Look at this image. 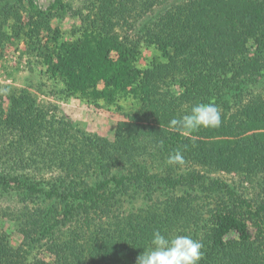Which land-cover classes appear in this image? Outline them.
<instances>
[{
	"label": "trees",
	"instance_id": "1",
	"mask_svg": "<svg viewBox=\"0 0 264 264\" xmlns=\"http://www.w3.org/2000/svg\"><path fill=\"white\" fill-rule=\"evenodd\" d=\"M18 2L32 11L24 39L52 83L50 93L94 105L102 101L109 109L136 97L144 119L136 113L119 142L83 129L54 102L39 105L28 86L5 92L10 105L5 109L0 102V187L14 184L60 199L63 218L46 221L47 209L58 206H45L30 226L23 224L25 240L17 249L0 233V264H51L37 255L31 260L34 250L52 254L54 264H137L152 247L155 230L172 237L191 220L197 225L193 239L204 245L199 264H264V204L255 210L248 203L245 211L230 205L204 209L198 202L204 191L219 185V198L235 192L195 167L239 171L264 194V92L245 95L264 81V0H93L95 17L84 19L65 40L52 28L50 11L39 10L35 0ZM157 2L170 8L163 6L164 13L154 17V54L144 67L138 63L142 51L115 31L128 3L149 11ZM0 5L7 10L11 0ZM70 7L69 0H58L55 10L66 13ZM42 29L53 36L45 43ZM175 85L183 87L180 93ZM201 102L222 109L219 127L188 131L164 125ZM177 151L182 162L170 163ZM42 171L50 174H34ZM164 184L169 187L163 195ZM138 196L147 199L145 206L127 209L125 203ZM77 214L85 242L77 232L64 235ZM209 214L200 228L201 217Z\"/></svg>",
	"mask_w": 264,
	"mask_h": 264
},
{
	"label": "rangeland",
	"instance_id": "2",
	"mask_svg": "<svg viewBox=\"0 0 264 264\" xmlns=\"http://www.w3.org/2000/svg\"><path fill=\"white\" fill-rule=\"evenodd\" d=\"M35 2L39 10L51 12V16L48 15L50 24L53 29H58L61 32V40L72 38V33L76 30L74 27H81L84 23V19H92L97 12V7L92 5L93 0H69L71 4L70 9L72 10L66 13H59L55 10V7H58V0H35ZM11 4L12 5L8 6L7 10L0 11V102L4 105L3 107L8 109L10 105V99L7 93H5L10 92L9 88L19 89L28 86L29 90L36 98V103L39 105L43 102H54L58 104L62 112L69 115L83 129L111 140H117L119 142L124 141L136 122L135 114H139L140 120L144 119L141 113H139L140 104L137 102V98L130 97L129 101L122 102L121 109L115 107L109 109L102 101L99 105H94L79 97H63L50 93L49 90L52 87V83L47 79V76L43 72L44 67L39 64V59H36L30 52L24 39L23 30L27 29L29 21L32 19L30 16L32 12L30 6L26 2L19 3L18 0H11ZM165 4L157 2L156 5L148 11L142 6L128 3V8H126L127 11L125 13L126 19L122 18L120 20V25L115 31L126 43L136 46L138 51H142L138 62L141 66L145 67L154 54V45L150 42V36H152L157 29L154 21H158V19H154V17L158 15L159 12L163 11V6L170 8ZM76 10H78L79 13H74ZM164 11L162 13H164ZM149 21L153 23L151 24ZM1 34L4 36L2 35L3 37H1ZM52 37L53 36L50 35V33L48 34V31L45 29L40 31V39L43 43L47 42V39ZM250 42L253 43V40L251 39ZM113 56H117L115 51H113ZM262 56H264V54ZM171 78L172 77H168L165 79V82L172 80ZM241 79L242 78L236 77L234 81L239 82ZM44 82H47L49 87H43L42 84ZM182 89V86L175 85V92L180 93ZM245 91V95L248 97L264 92V81H259L258 84L253 85L250 89H245ZM131 106L132 108L130 109ZM219 111L222 115V109L219 108ZM164 125L168 128H174V126L170 124L164 123ZM260 131H262V129ZM220 138L226 137L220 136ZM185 165L186 163L183 164V166ZM195 167L200 169L202 173H207L210 177L220 178L224 183L229 185V189L235 192V195L232 197H230V195H224L223 198H219L218 196H222L223 194L222 190L218 187L219 185L214 186V191L210 193L204 191L203 194L199 196L198 201L204 205L206 204L204 209L206 208V210H209L210 208H222L226 205H230L238 210L245 211L246 204L248 203H251L252 208L255 210L258 207L261 208V204H264V194L261 196L258 195L257 190L253 184L246 179L244 173L236 170H229L226 167L220 169L216 168V170H214L202 164H196ZM33 171V169H28L26 172L30 173ZM42 172V174H34L36 176H48L50 174L49 171ZM162 187L163 195L167 194L169 186L164 184ZM26 191L27 190L24 188L17 187L14 184L8 187H0V233H4L9 239L10 245L16 249L19 248L25 240V236L21 229L24 228L23 224L28 222L30 226L34 219H36L40 213H43L45 206H58L55 210L47 209L50 220L46 221L53 223L63 218L62 212H58L63 201L55 198L46 199V196L41 192ZM27 195L29 200H24ZM146 201L147 199H144V197L138 196L133 202L127 201L125 204L127 209H136L138 207H144ZM59 213L61 214L59 215ZM210 217L211 214L201 217L202 219L200 220L202 222L199 221L201 222L200 228L206 227V225L203 226V222L208 221ZM96 218L97 215L94 214L92 219L96 220ZM192 221L193 220L187 222V224L181 227L172 237L176 235H187L192 237V229L197 226H193ZM71 223L72 225H68L64 230V235L68 238H73V235L77 232L80 237V242H85L86 235H82L85 226L81 215L77 214ZM249 224L254 230V233H256V229L252 227V221H250ZM236 236V233H231L229 235V237ZM35 255H37L38 258H42L54 264L55 258L48 252L42 250L37 252L34 250L28 256L33 260V256Z\"/></svg>",
	"mask_w": 264,
	"mask_h": 264
},
{
	"label": "clouds",
	"instance_id": "3",
	"mask_svg": "<svg viewBox=\"0 0 264 264\" xmlns=\"http://www.w3.org/2000/svg\"><path fill=\"white\" fill-rule=\"evenodd\" d=\"M170 124L188 131L216 128L221 125V114L216 104L201 102L194 105L190 113L173 118ZM182 160L179 151L169 156L170 163ZM151 245L138 256L137 264H199L204 255L202 242L187 235L167 237L158 229L152 233Z\"/></svg>",
	"mask_w": 264,
	"mask_h": 264
}]
</instances>
